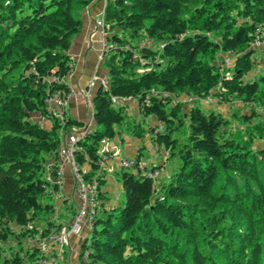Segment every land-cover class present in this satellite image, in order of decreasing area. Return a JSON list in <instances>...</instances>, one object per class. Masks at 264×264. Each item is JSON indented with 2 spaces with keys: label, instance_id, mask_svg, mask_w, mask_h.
Instances as JSON below:
<instances>
[{
  "label": "trees",
  "instance_id": "1",
  "mask_svg": "<svg viewBox=\"0 0 264 264\" xmlns=\"http://www.w3.org/2000/svg\"><path fill=\"white\" fill-rule=\"evenodd\" d=\"M91 1L0 0V264H73L42 262L36 242L60 224L52 216L60 132L85 129L74 153L89 177L101 164V140L124 130L140 138L149 116L161 127L149 125L151 139L176 166L151 177L149 164L161 166L140 168L137 152L129 169L120 167L116 205H107L98 174L97 214L76 264H264V144L254 146L264 138V114L251 122L256 106L264 109V43L251 44L257 26L264 36V0H106V83L92 92L88 129L68 111L62 122L48 105L70 91L71 40ZM181 94L241 101L249 110L232 113L243 125L230 126L219 110L184 109ZM110 95L130 96L144 120ZM184 123L183 136L173 137Z\"/></svg>",
  "mask_w": 264,
  "mask_h": 264
},
{
  "label": "built area",
  "instance_id": "2",
  "mask_svg": "<svg viewBox=\"0 0 264 264\" xmlns=\"http://www.w3.org/2000/svg\"><path fill=\"white\" fill-rule=\"evenodd\" d=\"M96 24L103 26V20L100 18L96 21ZM260 32V28H255L256 39L251 43L253 45H259L264 43V36ZM101 83L104 85L105 80L101 79ZM95 84V77H92L86 85L83 95L86 100L87 108L92 112L91 104V91ZM111 101L129 100L130 96L120 97L110 95ZM51 112L54 116L60 118L63 122V112L67 108V94L59 95L54 94L49 98V105ZM86 126V125H85ZM71 129L70 131H61L59 135V144L57 148V163L55 171V183L59 187L61 184V178L63 173L64 165L68 166L70 175L72 176L73 182V194L76 198L75 213L68 222L61 223L55 230L49 231L45 235H38L36 238L37 246L43 253L46 254L47 258H42V262H52L57 260L63 253L66 245L69 246V237L71 235H77L78 232L84 228L90 229L94 216L97 214V204L99 201V193L97 190L98 174L110 173L114 170L113 162L119 165V167L132 166L134 161L132 158L123 157L121 150L117 143L112 139L103 138L100 142L99 152L102 155L100 167L97 169L95 174L87 177L85 176L89 171L87 165L80 166L75 159V141L77 138L84 134L85 129L80 132ZM144 163H139V167H143ZM147 173L151 177H155L158 174V170L148 169ZM53 197L57 198L60 194L58 191H52ZM60 197V196H59ZM57 210V208H56ZM56 213V211H55Z\"/></svg>",
  "mask_w": 264,
  "mask_h": 264
},
{
  "label": "rangeland",
  "instance_id": "3",
  "mask_svg": "<svg viewBox=\"0 0 264 264\" xmlns=\"http://www.w3.org/2000/svg\"><path fill=\"white\" fill-rule=\"evenodd\" d=\"M99 20H100V18H99ZM96 25L100 26L99 24H96ZM136 42L143 43V44H148L147 42H149V44H153V46L158 45L156 41H151V40H147V39L136 40ZM260 53H261V49L256 50L255 55L257 58L259 57V59L261 58L259 56ZM224 59H225L224 64H227V65L231 64V62H232L231 59L228 58L226 60V57ZM101 62H103V57L101 58ZM104 68H105V66H104ZM259 68H260V66H258L256 70H258ZM94 88H93V90H94ZM91 95H92V93H91ZM179 99H183V101L185 102V103H183L184 109H187L191 105H199V106L204 107V108H213V109L219 110L220 112H222V114L229 117V119L231 121L230 126L235 125L238 127V126L243 125V122L241 120H239L236 116L231 115L232 113H234L235 111L243 112V111L249 110L248 109L249 105L243 104L241 101H232V102L228 101L226 103H224V102L220 103L212 96L195 99V98H187L186 96L181 94ZM126 104H127L128 114L133 115L134 119L137 122H140V121L142 122L144 119H143V116L139 114V111L137 109V103L134 100H129V101L127 100ZM256 109L259 111V115L256 116L253 120H251V122L256 121L260 115L264 114V109H261L260 107H257V106H256ZM83 110H84L83 116L81 118H78V119L82 120L84 122V124L87 125L88 120H90V117H88V116H90V115L88 114V116H87V114L85 112V107ZM69 112H70V110H68V113ZM69 115L73 116L70 113H69ZM251 122H249V123H251ZM150 124L159 125V122L153 116H149L145 119L144 128H146V129H145L144 136H142L140 138L134 137L133 135L130 134L129 130H124L119 135H116L115 137H113L112 141H114L115 143L118 144L119 149L121 150L123 157H130V156L134 157L135 155H137V152H140L141 153V156H140L141 160L145 161L146 163L151 162V164H153L155 166H161L159 168L158 175H160V174L166 175V174L170 173V171H173V169L175 168L177 158L174 156H169L168 153H166L165 146H164L163 142L157 143L156 141L151 139V132L149 131V128H148ZM185 125H186V123H184V125L182 127H180L179 129H174L171 133L172 136L178 137V138L182 137L183 133H184L183 128L185 127ZM93 126H94V122L88 126V129H92ZM159 128L161 129L160 125H159ZM258 144L263 145L264 144V138L257 137L254 141V146H257ZM166 157H167V159H166ZM113 165H114V171L112 173L108 174L106 181L104 183V186H103V189L107 193V195L105 197L107 205L120 204L123 200L122 187H121L120 180L118 178V175H120L119 174L120 168H119V165L117 163H115ZM128 169H129V167H128ZM50 176L52 177L53 174H51ZM61 182H62V180H61ZM47 190H48V188H47ZM60 199L61 198H59L57 200V203H59ZM42 202L54 203V200L50 197L49 198L45 197L42 199ZM66 202L61 203L59 209L57 210V217H58L57 220L58 221L63 220V215L66 216L65 218H68V216L71 215V217H70V219H71L75 213V208H76V206L74 204L75 199L71 200V203H70V206L72 205V207H74L73 209H72V207L69 208L70 206L66 205L65 204ZM66 206H67V208H65ZM71 212H72V214H71ZM65 213H67V214H65ZM52 216L54 217V213L52 214ZM69 220H66V222H68ZM71 222H72V219H71ZM86 232L87 231L85 229L81 228V230L78 232L77 235H74V234L71 235L69 237V243H70L69 246L66 245L65 249L63 250L62 255L57 260H59L60 262H64V260L69 259L73 264H76L78 261V257L80 256L79 240H80V238L85 236ZM73 239H74V241H73ZM69 247H70V250H69Z\"/></svg>",
  "mask_w": 264,
  "mask_h": 264
},
{
  "label": "crops",
  "instance_id": "4",
  "mask_svg": "<svg viewBox=\"0 0 264 264\" xmlns=\"http://www.w3.org/2000/svg\"><path fill=\"white\" fill-rule=\"evenodd\" d=\"M105 2L106 0H92L84 8L82 12L81 30L76 33L71 40L69 54L73 59V68L65 77V81L70 88V91L67 94L66 110H70L69 113L77 119L83 116L84 107L87 116L89 114L83 95V91L85 90L87 82L91 79V77H95L96 82H99L100 79H105L106 76V69L101 62V58L103 57L106 46V33L102 27L96 25V20L102 17V11ZM33 115L34 118H36L45 126L50 125V121L47 118L41 117L38 113H34ZM92 120L93 119L90 117L87 126L93 123ZM62 175V182L60 185L61 199L57 204L60 206L61 203L67 201L65 204L70 206L71 200L75 199L74 204L76 203V198L73 194L72 177L67 165H64ZM71 207L72 205L69 208ZM65 208H67V206ZM73 208L74 207H72V209ZM65 217L66 216L63 215V220H69L71 215H69L68 218Z\"/></svg>",
  "mask_w": 264,
  "mask_h": 264
}]
</instances>
